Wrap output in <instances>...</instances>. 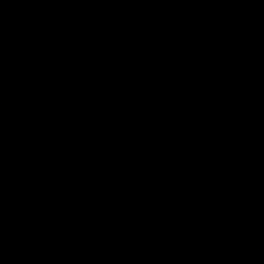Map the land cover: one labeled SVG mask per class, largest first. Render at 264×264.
<instances>
[{
    "label": "water",
    "instance_id": "obj_1",
    "mask_svg": "<svg viewBox=\"0 0 264 264\" xmlns=\"http://www.w3.org/2000/svg\"><path fill=\"white\" fill-rule=\"evenodd\" d=\"M0 264H264V0H0Z\"/></svg>",
    "mask_w": 264,
    "mask_h": 264
}]
</instances>
